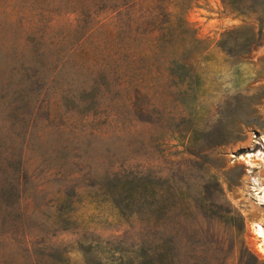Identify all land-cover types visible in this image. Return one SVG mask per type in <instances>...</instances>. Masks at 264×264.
Wrapping results in <instances>:
<instances>
[{"label":"rangeland","instance_id":"374dc122","mask_svg":"<svg viewBox=\"0 0 264 264\" xmlns=\"http://www.w3.org/2000/svg\"><path fill=\"white\" fill-rule=\"evenodd\" d=\"M263 237L264 0H0V264Z\"/></svg>","mask_w":264,"mask_h":264},{"label":"trees","instance_id":"16d2710c","mask_svg":"<svg viewBox=\"0 0 264 264\" xmlns=\"http://www.w3.org/2000/svg\"><path fill=\"white\" fill-rule=\"evenodd\" d=\"M209 211L212 212L210 209H209ZM219 246L222 247V245L219 241H214V242H211L210 244L206 245V247L208 248L207 250H209L211 252H215L217 250V247H219ZM166 255H167V257L163 258V254H159L158 259H157V263L158 264H211V263H207V262L201 263L200 259H196L195 257H192L190 254H187L185 256L184 262H182L180 260L175 261L173 259V247L170 248V251L168 254L166 252ZM212 259H213V257H212ZM212 261L214 262V260H212ZM214 264H215V262H214Z\"/></svg>","mask_w":264,"mask_h":264},{"label":"bare ground","instance_id":"6f19581e","mask_svg":"<svg viewBox=\"0 0 264 264\" xmlns=\"http://www.w3.org/2000/svg\"><path fill=\"white\" fill-rule=\"evenodd\" d=\"M262 230V229H261ZM263 232V231H262ZM260 235V234H259ZM261 236V235H260ZM262 237V236H261ZM264 238V237H263ZM264 249V248H263Z\"/></svg>","mask_w":264,"mask_h":264}]
</instances>
